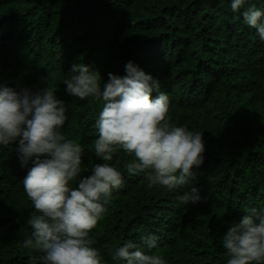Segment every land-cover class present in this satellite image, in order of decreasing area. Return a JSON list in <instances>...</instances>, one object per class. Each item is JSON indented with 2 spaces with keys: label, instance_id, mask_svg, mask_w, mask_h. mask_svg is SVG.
<instances>
[{
  "label": "trees",
  "instance_id": "16d2710c",
  "mask_svg": "<svg viewBox=\"0 0 264 264\" xmlns=\"http://www.w3.org/2000/svg\"><path fill=\"white\" fill-rule=\"evenodd\" d=\"M129 61L167 93L171 122L203 135L204 162L169 191L129 175L133 157L119 152L109 163L124 172L123 184L90 231L92 246L114 264L110 253L125 241L153 235L152 252L166 264H226L228 227L264 208V42L255 29L230 0H0V83L36 91L47 78L69 105L61 131L84 149L82 176L103 162L94 153L102 102L68 96L63 80L84 64L103 84L109 73L126 75ZM19 157L18 141L0 145V264H42L41 250L22 246L39 213ZM192 188L199 200L180 203Z\"/></svg>",
  "mask_w": 264,
  "mask_h": 264
},
{
  "label": "clouds",
  "instance_id": "9594fccd",
  "mask_svg": "<svg viewBox=\"0 0 264 264\" xmlns=\"http://www.w3.org/2000/svg\"><path fill=\"white\" fill-rule=\"evenodd\" d=\"M230 6L264 42V7L251 0H230ZM125 71L124 76L109 73L101 84L90 66L73 64L63 80L68 96L102 102L94 153L103 162L86 176L81 175L82 145L61 131L69 105L48 86L47 78L36 91L0 83V145L18 141L21 166L28 168L23 189L39 213L27 221L31 234L22 246L41 250L42 264H107L89 233L103 218L112 192L123 184L124 172L109 163L119 152L133 157L126 165L129 175L144 173L148 187L169 191L189 184L193 168L204 162L203 135L171 122L169 96L158 80L132 61ZM154 92L158 94L153 98ZM197 200L198 190L192 188L179 202ZM221 243L226 264H264V208H253L234 221ZM157 247L153 235L140 243L128 240L110 259L114 264H166L152 252Z\"/></svg>",
  "mask_w": 264,
  "mask_h": 264
}]
</instances>
